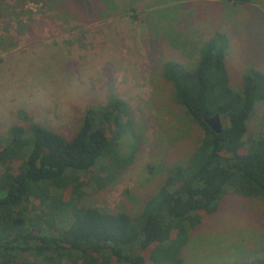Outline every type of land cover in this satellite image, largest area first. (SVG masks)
<instances>
[{
    "label": "rangeland",
    "instance_id": "1",
    "mask_svg": "<svg viewBox=\"0 0 264 264\" xmlns=\"http://www.w3.org/2000/svg\"><path fill=\"white\" fill-rule=\"evenodd\" d=\"M92 1L0 0V140L10 125L28 121L70 137L84 110L104 106L112 92L129 108L135 133L125 131L114 148L132 159L103 187L88 184L76 204L136 214L202 137L174 101L161 64L190 67L219 30L228 39L229 86L240 90L244 72L264 74V0H98L108 5L101 19ZM263 129L264 101L254 105L244 137ZM262 250L264 199L230 192L188 231L178 257L179 264H249Z\"/></svg>",
    "mask_w": 264,
    "mask_h": 264
},
{
    "label": "trees",
    "instance_id": "2",
    "mask_svg": "<svg viewBox=\"0 0 264 264\" xmlns=\"http://www.w3.org/2000/svg\"><path fill=\"white\" fill-rule=\"evenodd\" d=\"M91 5L93 17L106 18L105 2ZM227 48V36L214 30L190 67L161 64L174 101L202 137L136 214L76 204L88 184L103 187L131 162L132 154L123 159L114 148L125 131L135 135L129 108L115 94L87 107L70 137L33 121L10 125L0 140V264H179L188 231L226 193L264 199V129L244 137L254 105L264 101V74L247 70L240 90L232 89ZM214 114L219 132L205 122ZM262 254L255 264H264Z\"/></svg>",
    "mask_w": 264,
    "mask_h": 264
},
{
    "label": "water",
    "instance_id": "3",
    "mask_svg": "<svg viewBox=\"0 0 264 264\" xmlns=\"http://www.w3.org/2000/svg\"><path fill=\"white\" fill-rule=\"evenodd\" d=\"M205 122L213 132L220 131V120L217 114H214L209 118H206Z\"/></svg>",
    "mask_w": 264,
    "mask_h": 264
},
{
    "label": "crops",
    "instance_id": "4",
    "mask_svg": "<svg viewBox=\"0 0 264 264\" xmlns=\"http://www.w3.org/2000/svg\"><path fill=\"white\" fill-rule=\"evenodd\" d=\"M133 1L135 2V1H137V0H131L130 2H133ZM93 2H95L96 4L100 3V1H98V0H95V1L93 0ZM119 2H120V1H119ZM142 2H144V0H142Z\"/></svg>",
    "mask_w": 264,
    "mask_h": 264
}]
</instances>
